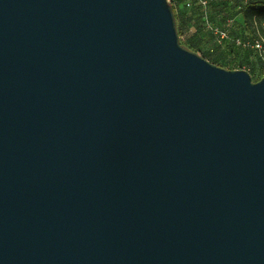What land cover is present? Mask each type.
Wrapping results in <instances>:
<instances>
[{
	"label": "water",
	"instance_id": "1",
	"mask_svg": "<svg viewBox=\"0 0 264 264\" xmlns=\"http://www.w3.org/2000/svg\"><path fill=\"white\" fill-rule=\"evenodd\" d=\"M0 264H264V77L167 0H0Z\"/></svg>",
	"mask_w": 264,
	"mask_h": 264
},
{
	"label": "trees",
	"instance_id": "2",
	"mask_svg": "<svg viewBox=\"0 0 264 264\" xmlns=\"http://www.w3.org/2000/svg\"><path fill=\"white\" fill-rule=\"evenodd\" d=\"M180 0L170 4L175 15L176 27L180 38V44L190 51L197 53V49L201 47L205 41L200 37L199 32L191 37L187 43L182 41V32L180 30V24L185 23V19L178 18L177 8ZM210 6V0H207L208 6L213 8V14L218 18L220 27H223L227 20H233L232 30L230 32L231 37H240L242 39L257 40L262 43L264 47V0H212ZM193 11V15L198 19H202L204 9L198 4L193 5L190 8ZM241 16L242 23L238 26L239 32L233 33L234 20L237 16ZM211 39L213 38L210 35ZM227 46L231 48V53H234L236 60H239L241 65L246 68L252 76L254 82H258L264 77V57H260L258 52L251 48H236L231 42H227ZM206 59L205 57L201 56ZM210 62V61H209ZM211 63V62H210ZM243 69V68H240ZM232 70V69H229ZM261 73V74H260ZM260 74V76H258Z\"/></svg>",
	"mask_w": 264,
	"mask_h": 264
},
{
	"label": "rangeland",
	"instance_id": "3",
	"mask_svg": "<svg viewBox=\"0 0 264 264\" xmlns=\"http://www.w3.org/2000/svg\"><path fill=\"white\" fill-rule=\"evenodd\" d=\"M212 0H210V6L212 5ZM208 6L206 10L203 11L202 19H198L197 16L193 15V11L190 8L184 7L183 4L179 2L177 8V15L180 19H185L186 22L180 24V30L182 32V41L187 43L193 35L199 32L201 38L204 39L205 43L197 49V54L203 56L206 60L210 61L212 64L223 68L225 70H246L239 60H236L234 53H231V48L227 46V43L219 44L214 38L211 39L210 32L206 28L204 19L209 20L214 24H219L218 18L213 14V8ZM234 34L239 32L238 26L241 25V16H237L234 20ZM243 68V69H240ZM261 74V73H260ZM258 74V76H260ZM255 74L252 72L251 77Z\"/></svg>",
	"mask_w": 264,
	"mask_h": 264
},
{
	"label": "built area",
	"instance_id": "4",
	"mask_svg": "<svg viewBox=\"0 0 264 264\" xmlns=\"http://www.w3.org/2000/svg\"><path fill=\"white\" fill-rule=\"evenodd\" d=\"M167 1L172 4L177 0ZM180 3L183 4L186 8H191L195 4H198L204 10H206L207 7V0H180ZM204 23L210 34L215 40H217L219 44L231 42L236 48H251L257 51L260 57H264V47L259 41L230 36V32L233 28V20H227L223 27H220L207 19H204Z\"/></svg>",
	"mask_w": 264,
	"mask_h": 264
}]
</instances>
